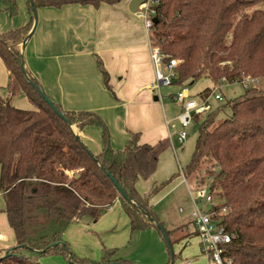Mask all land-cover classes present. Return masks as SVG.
Instances as JSON below:
<instances>
[{"label":"trees","instance_id":"trees-1","mask_svg":"<svg viewBox=\"0 0 264 264\" xmlns=\"http://www.w3.org/2000/svg\"><path fill=\"white\" fill-rule=\"evenodd\" d=\"M2 1L11 15L18 14L19 0ZM122 1L27 0L32 21L0 32V57L9 71L7 89L11 97H26L32 105L24 109L10 100L0 102V192L17 241L7 257V251H0V264H40L38 257L56 253L69 257L66 242L48 247L63 241L74 219L97 220L116 200L129 216L132 231L156 227L170 238L172 231L151 204L169 181L147 193L138 188L140 180L157 171L161 155L170 148L169 139L142 144L140 134L133 133L125 149L116 151L98 113L65 110L56 103L65 117L59 116L41 95L40 81L21 66V43L34 25V9ZM151 9L155 12L151 42L167 55L166 62L181 60L174 84L190 86L205 76L214 84L223 77L229 83L241 82L243 76L264 78V0H153ZM98 64L110 87L108 72L101 60ZM212 89L200 94L207 98ZM228 106L231 115L221 121V107L194 114L199 132L184 168L188 179H199L219 198L217 212L226 209L215 217L233 234L226 253L231 264H264V88L247 87ZM71 123L80 132L88 126L101 127L102 151L94 153ZM109 172L130 199L121 196ZM103 250L102 259L94 264H132L115 257V248ZM71 260L93 263L74 253Z\"/></svg>","mask_w":264,"mask_h":264},{"label":"crops","instance_id":"crops-1","mask_svg":"<svg viewBox=\"0 0 264 264\" xmlns=\"http://www.w3.org/2000/svg\"><path fill=\"white\" fill-rule=\"evenodd\" d=\"M128 4L129 0H125L118 4L102 3L99 6L67 4L61 8H39L36 29L24 51L26 68L40 81L47 96L65 110L98 113L109 128L114 150L125 149L133 133L140 134L139 142L142 144H155L166 138L170 145L175 144V136H178L182 125L180 124L181 128L177 131L176 125L172 124L179 121L177 116L180 113L177 115L176 109L179 108L181 112L182 108L173 97L180 86L177 85L176 92L171 94L177 108H171V104L165 100V94L169 91L162 87L160 91L153 89L156 66L151 56V40L144 19L131 12ZM31 21L32 12L27 0H19V11L16 15H11L6 6L0 3V32L25 27ZM99 60L109 74L110 87L105 83ZM8 76L9 71L0 57V77ZM197 81L192 83L198 84V87H191V94L198 101H207L209 98H203L200 93L206 88L215 87V84L206 76ZM155 96H158V100ZM15 105L24 109L32 108L26 97H22ZM210 107L212 108L211 104ZM169 112L173 115L171 124L164 120V116L170 117ZM172 128H175V134L170 131ZM76 129L77 127L75 131L94 153L102 151L101 127L88 126L81 132ZM179 146L176 151L168 148L161 155L154 175L148 180L142 179L138 182L141 193H147L152 187L166 181L169 182L161 191L169 185L171 189L167 193L170 194L186 185L177 169L182 165L178 153L183 146ZM162 200L164 199L158 198V194L151 200L156 215L166 228L168 223L170 226L174 225L167 229L179 233L183 242L189 241L191 232L182 234L188 229L187 225L193 223L192 212L186 207L188 205L179 208L178 212L183 214L181 218L177 217L168 222L160 217L159 205ZM3 211L6 214L5 209ZM106 211L102 219H74L62 240L67 244L77 243L76 233L79 234L81 226L86 224H98L97 229L108 231L117 225V218L119 227L128 221L131 228L130 218L120 200H116ZM106 218H109L108 224H105ZM134 232L131 231L132 234ZM125 236L123 233V237ZM14 237L8 216L7 221L5 217H0L1 252L5 253L17 245ZM195 253L197 252L189 251V255ZM126 260L134 264L133 260Z\"/></svg>","mask_w":264,"mask_h":264},{"label":"rangeland","instance_id":"rangeland-1","mask_svg":"<svg viewBox=\"0 0 264 264\" xmlns=\"http://www.w3.org/2000/svg\"><path fill=\"white\" fill-rule=\"evenodd\" d=\"M0 3L4 4L2 0H0ZM176 79L177 77H174V81H176ZM8 81L9 76L7 78L0 77V102L10 100L11 103L15 105L16 102L22 98V96L11 97L10 92L7 89ZM214 86L219 87L216 92L221 93L223 99H216V92H214L212 89L211 94L208 95L210 100H208L210 101L209 104L212 105L213 110L221 107L220 113L218 115V121H221L231 115V108L228 106V103L243 95L245 93L246 87L241 82L221 83L220 81L216 82ZM254 86L264 88V78L260 79L259 82ZM191 87L196 88L198 87V84H191L190 88ZM162 88L166 91H169V93L165 94V100L171 104V108H177L178 106L172 100L171 95L172 93L176 92L177 85L173 84L168 87L163 86ZM209 109H211V107ZM176 112L178 115L180 113V109L177 108ZM169 116L170 117L164 116V120L166 121V118L171 120V117H173L172 113L169 112ZM203 117L204 115H202L201 119H203ZM174 124L177 127V131L180 130L181 125L179 121L174 122ZM186 130L188 136L184 142V145H181L183 147L178 153L179 161L182 163L183 167H186L192 158L198 137L199 123L196 120H193ZM170 131L175 134V128H172ZM175 139L177 142L175 144H171L170 148H172V145L175 147L180 145L178 144L177 135L175 136ZM175 164L177 167L176 160ZM177 169L179 171V167ZM204 174L205 172L202 173V175ZM191 179L192 180L189 179V182L192 188L203 186L197 181H194L192 177ZM169 189H171V187L168 185L164 190L158 193V198L160 197L164 199L159 205V209L161 210L160 217L162 220H168V222H170V220H174L177 217L181 218L183 214L178 212L180 207L183 208V206L188 205L186 207H188L191 212L193 210V203L188 194V190L186 191V185H183L181 189H178L173 194L167 193ZM219 201V198L214 195L213 203H209L204 200L202 201L201 205L205 210H208L212 207V204H217ZM4 209L5 200L0 192V217L1 219L5 217L7 221V216L3 211ZM106 213L107 211H104V213L99 218H101ZM108 222L109 218H106L105 224H108ZM127 223L119 227V221L117 218V227L115 226L108 231H105L106 229H97L98 224L95 226L94 224H86L87 226H81V232L79 234L76 233L78 236L76 239L77 243H70L71 245L68 243V246L70 247L71 252L74 253L78 258H84L89 261H93V263L90 264L100 262L102 256L104 255V247L117 249V252L114 255L115 257L133 260L134 264H167L168 262H170V264H214L213 261L209 260L205 256L203 252V244L201 243L200 236L197 233V228L193 223H189L187 225L188 229L182 232V234L186 233L185 235H187L188 232H191L189 241L183 242V238L180 239L181 235L172 231L170 233V238L173 242L170 244L166 241V239L156 227H151L146 230H138L132 234V230L129 228ZM172 226L174 227V225L170 226L169 223L167 224V228H173ZM117 228H119V230H117ZM123 233H125V237H123ZM189 251L197 253L189 255ZM26 254L28 255L29 252L26 251ZM37 260L40 264H76L70 261V257H66L61 253L40 256L37 258Z\"/></svg>","mask_w":264,"mask_h":264},{"label":"built area","instance_id":"built-area-1","mask_svg":"<svg viewBox=\"0 0 264 264\" xmlns=\"http://www.w3.org/2000/svg\"><path fill=\"white\" fill-rule=\"evenodd\" d=\"M151 3L153 0H147L142 4L136 14L144 19L145 27L148 36H152V29L154 25V10L151 9ZM151 56L153 63L156 66V82L153 85V89L160 91L163 86H171L174 84V77L177 76L176 66L181 62L180 59H170L166 62L165 59L167 55L164 54L160 47L154 45L151 42ZM260 78H255L252 76H243L241 83L247 88L254 86L258 83ZM221 83L228 82L226 77L220 80ZM251 83V84H250ZM219 89L218 86L214 87V92ZM174 100L181 106V112L177 119L182 125V129L178 133V143L183 145L188 133L186 128L193 122V117L195 113L205 112L210 108L208 100L198 101L191 94V89L188 84L180 86L179 90L174 94ZM215 98L222 100L223 96L221 93L216 92ZM173 120L166 119L167 124H171ZM175 126V124H172ZM172 148L176 151L177 148L172 145ZM179 174L182 181L187 185L189 196L193 203L192 219L193 223L197 228V232L200 236L201 242L203 244V252L205 256L213 261L214 264H231V259L226 256L228 251L227 244L232 242L233 234L226 230V227L221 224V220L216 218L215 215L218 213H224L226 209L221 212H217L215 207L217 204H212V207L205 210L201 203L202 201H207L213 203L214 194L210 191L209 186L203 185L201 187L192 188L190 186L189 179L186 175L185 168L179 165ZM210 181V178L207 179ZM199 181V179H198ZM197 181V182H198Z\"/></svg>","mask_w":264,"mask_h":264},{"label":"water","instance_id":"water-1","mask_svg":"<svg viewBox=\"0 0 264 264\" xmlns=\"http://www.w3.org/2000/svg\"><path fill=\"white\" fill-rule=\"evenodd\" d=\"M146 1L145 0H129V4H128V7H129V10L133 13H136L138 11V8L144 4ZM34 25L31 29V31L29 32V34L26 36V38L24 39V41L21 43V57H22V62H21V66H22V69L26 72V65H25V58H24V51L26 49V45H27V42L28 40L30 39V37L32 36L34 30L36 29V25H37V22H38V13L37 11L34 9ZM155 21V19H154ZM41 95L43 96V98L47 101V103L57 112V114L61 117H65L64 114L61 112V110L58 108V106L56 105V103L50 99L47 94L45 93V91H42L41 92ZM155 99L158 100V96H155ZM71 127L73 128L74 132L77 134L78 137H80V135L75 131V128H76V125L75 124H70ZM109 176L113 179L115 185L117 186L121 196L125 197L126 199H130L127 192L125 191L124 187L118 182V180L115 179L114 175H112L110 172L108 173ZM146 215L148 217H150L148 215V213H146ZM159 228L162 230L163 227L158 224ZM166 241L170 244V238L168 236H166ZM58 244H62V245H65V242L64 241H60V242H56V243H53L52 245H50L48 248H52V247H55L57 246ZM47 248V249H48ZM10 253L7 251L4 255V257H7ZM69 257H70V261H72V252L70 251L69 252ZM107 264H121L119 262H109Z\"/></svg>","mask_w":264,"mask_h":264}]
</instances>
